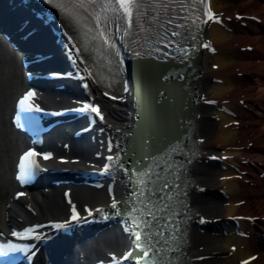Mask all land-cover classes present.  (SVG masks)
Instances as JSON below:
<instances>
[{
	"label": "bare ground",
	"instance_id": "6f19581e",
	"mask_svg": "<svg viewBox=\"0 0 264 264\" xmlns=\"http://www.w3.org/2000/svg\"><path fill=\"white\" fill-rule=\"evenodd\" d=\"M205 1L216 19L203 23L202 39L210 50L198 48L191 64L195 70L188 71L190 92H195L197 100L184 103L182 90L187 87L181 84L180 73L187 66L181 58H169L140 44L130 54L126 88L119 97L113 96L116 99L103 95L87 75L80 78L86 80L81 97L98 99L105 121L73 140L65 135L69 127L58 124L42 143L48 158L42 161L45 168L35 191L24 189L19 194L13 176L22 141L11 131L8 113L24 78L11 72L21 68L18 51L11 54L0 39V82L4 77L11 79L8 94L4 84L0 86L4 97V104L0 103V231L9 225L68 216L73 207L83 211L96 205L108 207L110 198L123 194L117 174L98 186H83L58 168L101 165L108 147L106 135L119 144L115 151L127 147L122 154L129 159L142 155L148 141L159 139L156 149L168 150L170 143L176 161L187 163L183 197L190 220L196 212L204 217L200 224L192 220L179 224L185 232L184 249L192 258L189 264H264V0ZM12 25L15 28L16 22ZM75 63L77 69L83 66L78 58ZM71 95L69 90L47 87L42 88L40 101L64 102ZM112 152L114 160L122 157ZM114 211L121 215L119 206ZM91 236L79 242L80 238L73 242L54 238L51 244L59 259L49 258L46 245L33 264H45L48 259L74 264L76 246H83L86 259L112 258L127 245L116 223L98 228ZM138 250L134 242L129 244L130 264H143Z\"/></svg>",
	"mask_w": 264,
	"mask_h": 264
},
{
	"label": "snow or ice",
	"instance_id": "6c2138e0",
	"mask_svg": "<svg viewBox=\"0 0 264 264\" xmlns=\"http://www.w3.org/2000/svg\"><path fill=\"white\" fill-rule=\"evenodd\" d=\"M45 2L54 4L65 15L72 17L78 23L83 22L86 31L91 35L93 41L99 42L100 50L104 54L115 50L114 37L110 35L111 26L115 22V32L118 35L130 36L135 33L139 36L144 34L148 39H152L156 45L161 43H164L165 47L174 45L179 52L187 55L186 49L182 47V41L176 39L182 35L179 29L186 27V25L176 24L174 28L172 27L174 19L169 16V12L173 8L171 0H45ZM199 2L203 4L205 0H199ZM175 3L183 10L185 7L190 6L193 0H186V3L175 0ZM165 17L168 18L165 19ZM237 18L240 19L241 17L238 16ZM181 19L188 20L190 18L185 16ZM214 19H216L215 14L209 10L207 20L203 22L206 23ZM216 22L220 21L216 20ZM154 29L155 37L151 35ZM145 42L147 43V40ZM204 46L208 47L209 45L205 44ZM155 51L163 54V48L157 47ZM116 55H119V53L116 52ZM33 96L34 93H27L21 103H28ZM112 98L116 99V97ZM79 110L91 111L100 119H103L98 105L86 104ZM35 155L37 154L34 152H27L22 157L21 163L26 173L35 164V161L31 159ZM109 159L111 160L113 157H109ZM155 175V181L151 179V176H149L147 182L141 181L145 184V190L132 193V195L145 198L141 200L143 208H133L132 211H140L141 214L146 213L147 216L152 217V221L143 220L137 225L140 230L134 235L135 246L141 250L140 260L143 264H176L177 258L172 253L176 252L177 249L169 246L176 239V233L180 231L179 225L173 219L175 214L172 204L173 195L169 190L170 184L167 179L160 176L159 173H155ZM148 183L156 186L147 188L146 184ZM175 187L179 188V185ZM21 195L23 194L21 193ZM119 204L120 202L113 198L111 207L118 209ZM72 212L71 220L78 221L80 216L74 207ZM156 212L165 213L163 223H160V218L156 216ZM89 214H91V211ZM13 235H17V233H13ZM198 259H204V257H198ZM250 259H255V257ZM241 264H249V262L242 261Z\"/></svg>",
	"mask_w": 264,
	"mask_h": 264
},
{
	"label": "rangeland",
	"instance_id": "374dc122",
	"mask_svg": "<svg viewBox=\"0 0 264 264\" xmlns=\"http://www.w3.org/2000/svg\"><path fill=\"white\" fill-rule=\"evenodd\" d=\"M12 67V66H11ZM13 68V67H12ZM12 74H14L15 76H19L18 74H16L17 72H16V70H14V69H12ZM2 78V77H1ZM5 78V77H4ZM2 78L3 79V81L4 82H0V86H3L2 84H4V91H5V93H7L8 94V88L9 87H11V84H10V82H8L7 80H11L10 78ZM17 78V77H16ZM20 79V78H19ZM19 82V81H18ZM20 83V82H19ZM11 102V101H10ZM0 103H3L4 104V97H2L1 95H0ZM7 128H8V126H7Z\"/></svg>",
	"mask_w": 264,
	"mask_h": 264
}]
</instances>
